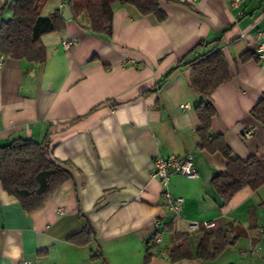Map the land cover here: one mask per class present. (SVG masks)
<instances>
[{
  "label": "crops",
  "instance_id": "0c3cea01",
  "mask_svg": "<svg viewBox=\"0 0 264 264\" xmlns=\"http://www.w3.org/2000/svg\"><path fill=\"white\" fill-rule=\"evenodd\" d=\"M159 1L163 22L114 3L109 40L91 33L81 14L41 37L43 64L4 58L0 146L17 138L47 140L48 158L64 163L71 179L29 214L0 183V264H144L156 236L161 242L148 264H264V186L244 188L222 204L211 181L226 163L196 146L201 98L190 87L191 67L171 71L210 49L188 55L200 41L218 39L231 80L210 97L211 133L239 159L264 155V128L250 117L264 93L257 38L264 33V0ZM9 2L0 0V25L12 14ZM64 7V0H47L41 15ZM156 156L192 158L195 178L169 177L170 194L183 200L177 215L151 177ZM204 222L214 224L208 232L234 225L244 235L212 261L171 262L174 232L188 234L195 253L198 234L189 225ZM85 227L93 233L90 243L72 242Z\"/></svg>",
  "mask_w": 264,
  "mask_h": 264
},
{
  "label": "trees",
  "instance_id": "16d2710c",
  "mask_svg": "<svg viewBox=\"0 0 264 264\" xmlns=\"http://www.w3.org/2000/svg\"><path fill=\"white\" fill-rule=\"evenodd\" d=\"M46 1L10 0L12 14L0 25V56L23 60L34 65L45 62L47 54L41 37L62 31L65 22L61 10L55 9L47 16L41 15ZM172 1L184 3L183 0ZM159 2V0H68L64 1V6L69 7L72 20L76 21L81 14H85L90 32L109 40L112 36L114 3L133 6L141 16L153 15L159 22H163L166 15L160 9ZM217 43L218 39L206 43L200 41L188 55L194 53L200 46L211 45L210 49L189 61H185V57L171 71L180 66L191 67L190 87L201 98L195 108L198 122L196 146L209 154H220L225 160V172L216 175L211 181L219 200L225 204L244 188L257 190L264 186V155L239 159L234 156L222 136L211 133V121L216 116V110L210 97L218 86L231 80L227 61ZM168 76L169 74L166 77ZM250 117L264 128V93L251 109ZM47 152H49L47 140L36 142L17 138L0 146L2 189L18 201L26 214L40 209L62 184L71 179V172L63 166L65 164L49 159ZM227 227L226 230L217 229L214 232H208L200 227L197 231L198 245L195 253L190 249L189 235L174 232L175 242L167 252L168 259L173 263L190 259H198L201 262L216 259L236 239L244 235V230L238 226ZM167 229L172 231L169 226ZM92 234L90 228L85 227L70 240L77 245L89 244ZM153 248L155 246L148 248L144 264L149 263L152 257L150 251ZM98 257L100 256L92 255V258Z\"/></svg>",
  "mask_w": 264,
  "mask_h": 264
},
{
  "label": "built area",
  "instance_id": "2783aa9c",
  "mask_svg": "<svg viewBox=\"0 0 264 264\" xmlns=\"http://www.w3.org/2000/svg\"><path fill=\"white\" fill-rule=\"evenodd\" d=\"M233 3H240L243 0H230ZM257 38L260 40V52L264 54V33H259ZM72 42H64V48L67 49L70 47ZM4 58L0 56V68L3 66ZM251 135L250 131H246L244 133L245 137H249ZM153 166L151 171V177L158 180L161 185V197L166 201L169 209L172 211L174 215H177L182 208L183 200L180 197H173L169 190V177L172 174H177L188 179H193L196 177L193 161L191 157L184 156V157H170L164 158L161 156H156L153 160ZM155 227L158 228V221L154 222ZM200 227H203L205 230L211 229L214 227V224L211 222H204V223H193L189 225V230L191 232H197ZM161 242L159 237H155L154 239L149 241L151 246L158 244ZM21 264H30L27 261L21 262Z\"/></svg>",
  "mask_w": 264,
  "mask_h": 264
},
{
  "label": "water",
  "instance_id": "95a60500",
  "mask_svg": "<svg viewBox=\"0 0 264 264\" xmlns=\"http://www.w3.org/2000/svg\"><path fill=\"white\" fill-rule=\"evenodd\" d=\"M64 1L66 2V1H68V0H64ZM62 18H63L65 21H67V20H69V19L72 18V14H71V11H70V9H69L68 6H65V7H64V9H63V11H62Z\"/></svg>",
  "mask_w": 264,
  "mask_h": 264
}]
</instances>
